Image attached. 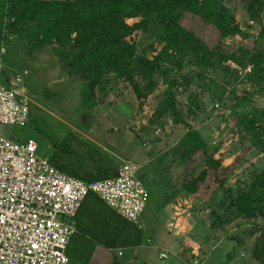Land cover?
<instances>
[{"label": "rangeland", "instance_id": "1", "mask_svg": "<svg viewBox=\"0 0 264 264\" xmlns=\"http://www.w3.org/2000/svg\"><path fill=\"white\" fill-rule=\"evenodd\" d=\"M247 2L222 3L244 37L219 40L212 28L197 24L188 15L181 18L180 25L192 31L208 49L216 45L222 56L242 50L264 52V8L258 12L256 5V17L251 19L245 9ZM138 21L137 17L124 22L132 25ZM2 36L0 63L4 78L9 85L13 75H21L22 88L31 103L28 123L23 127L0 125V136L32 139L39 145V154L46 157L50 146L41 140V133L60 141L70 132L87 148L106 154L115 167L124 161L138 164L139 180L148 193L138 222L143 242L149 241L144 243L147 264H198L196 260L210 252L216 242L231 245L215 250V255L221 254L219 259L232 257L233 264H238L248 258L256 231L264 227V218H236L210 228V211L222 215L226 205L210 171L192 195L182 190V185L205 167L200 152L179 155L176 146L186 131L183 125L173 124L168 112L153 117L154 110L162 107L166 87L163 75L151 76L154 86L140 100L126 82L110 78L103 102L80 114L81 82L67 77L50 47L33 50L22 37L7 31ZM126 41L146 59H151L162 45L149 30H134ZM185 48L187 52L177 57V64L164 62L161 69L166 79L177 83L172 93L182 120L201 136L212 158L219 162L217 178L234 196L245 190L264 166L263 154L238 134L233 121L240 114L255 117V126L260 125L264 132V75L251 65L239 67L221 56L211 68L200 66L192 48ZM191 247H195V254L190 253ZM162 249L167 258L159 261L157 254Z\"/></svg>", "mask_w": 264, "mask_h": 264}, {"label": "trees", "instance_id": "2", "mask_svg": "<svg viewBox=\"0 0 264 264\" xmlns=\"http://www.w3.org/2000/svg\"><path fill=\"white\" fill-rule=\"evenodd\" d=\"M230 0H0V48L2 33L17 35L26 40L29 48L36 50L49 46L62 70L70 79L78 80V112L85 114L103 102L107 95L110 78L126 82L137 100L143 99L152 90L151 76L163 75L166 87L161 100L162 107L154 110L153 117L168 112L173 124H181L186 131L179 138L176 149L180 156L200 152L205 169L182 185V190L193 194L203 182L206 172L212 173L217 189L226 199L224 216L210 211L213 216L210 228L219 227L231 219L245 220L264 218V166L252 178L245 190L232 195L217 175L220 164L208 152L201 136L181 118L175 107L172 89L177 83L166 79L161 65L164 62L177 64L190 46L200 66L211 68L218 63V57L239 67L251 65L261 69L264 52L238 51L237 54L221 55L217 46L208 49L192 31L180 25L181 18L188 15L196 23L214 30L220 39L226 36L244 35L239 31L233 17L222 5ZM264 8V0H248L245 9L253 19ZM139 21L127 25L131 18ZM134 30H149L162 45L151 58L137 55L133 43L126 41ZM218 44V43H217ZM185 45V46H184ZM253 70V71H254ZM30 118V117H29ZM255 117L234 116V127L242 138L264 156V132L255 126ZM29 121V120H28ZM41 140L49 142L50 151L46 159L61 173L83 182L110 178L115 174L112 160L95 148L87 145L67 132L60 141H54L41 133ZM39 145H37L38 147ZM103 205L104 213L97 209ZM93 209L88 214V225H76L74 233L65 248L69 264H88L94 246L106 249L139 246L142 231L127 223L109 210L93 194L88 193L80 203L79 210ZM85 243H81V241ZM250 258L264 264V227L259 228L248 251ZM108 264H119L116 256Z\"/></svg>", "mask_w": 264, "mask_h": 264}, {"label": "built area", "instance_id": "3", "mask_svg": "<svg viewBox=\"0 0 264 264\" xmlns=\"http://www.w3.org/2000/svg\"><path fill=\"white\" fill-rule=\"evenodd\" d=\"M6 81L0 63V125L23 127L31 101L21 75ZM140 170L124 161L114 176L83 182L50 165L34 140L0 136V264H69L65 248L75 232L73 218L88 193L139 227L148 199Z\"/></svg>", "mask_w": 264, "mask_h": 264}, {"label": "crops", "instance_id": "4", "mask_svg": "<svg viewBox=\"0 0 264 264\" xmlns=\"http://www.w3.org/2000/svg\"><path fill=\"white\" fill-rule=\"evenodd\" d=\"M96 121H97V119H96ZM189 195H192V194H189ZM97 209L104 212V213H107V211H106L107 209L103 205L98 206ZM89 213H93L92 208L91 209L83 208V209L79 210V213H77L76 218L75 219L73 218L74 227H75V224L76 225L79 224V225H81V227L88 225L87 221H89V218H88ZM114 214H116V213H114ZM137 228L139 229L140 226ZM74 233H76V228H75ZM142 234H143V232H142ZM144 241L146 243L149 242L147 239H145ZM145 242L142 241V243L137 247L118 248L115 250L106 249L101 245H96V246H94V248L92 250L88 264H108V263L112 262L113 256H116V259H117L119 264H147L146 260H144L145 259L144 258V256H145V251H144L145 244L144 243ZM230 246L231 245H229L228 242H226L223 246L220 245L219 242H216L212 246L210 252H208L207 254H204V256H202L200 260H196V262L199 261L198 264H233L232 257L227 258L225 256V260H222V259H219V256L221 254L215 255L216 249L223 248V247H225V249H227V248H230ZM250 248H251V246H250ZM250 248H249V250H250ZM195 250H196L195 247H191L189 249L190 253H192V254H195ZM162 251H164V250L163 249L160 250L159 253ZM158 254H157V256H158ZM242 256H243L242 254H239V257H242ZM238 264H258V263L256 261H254L252 258H250L249 253H248V258L244 259L243 263H238Z\"/></svg>", "mask_w": 264, "mask_h": 264}]
</instances>
